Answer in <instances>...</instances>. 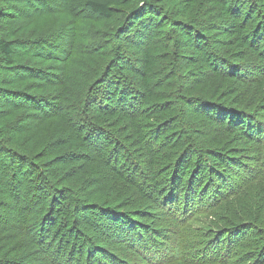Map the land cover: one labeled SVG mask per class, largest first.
I'll return each instance as SVG.
<instances>
[{
  "label": "trees",
  "instance_id": "1",
  "mask_svg": "<svg viewBox=\"0 0 264 264\" xmlns=\"http://www.w3.org/2000/svg\"><path fill=\"white\" fill-rule=\"evenodd\" d=\"M66 2L0 36V264H264V0Z\"/></svg>",
  "mask_w": 264,
  "mask_h": 264
},
{
  "label": "rangeland",
  "instance_id": "2",
  "mask_svg": "<svg viewBox=\"0 0 264 264\" xmlns=\"http://www.w3.org/2000/svg\"><path fill=\"white\" fill-rule=\"evenodd\" d=\"M40 1H42V0H40ZM138 1V0H137ZM15 2V0H0V36H2L3 34L6 36V35H8V32L10 31V30H14V33L15 32H17L18 31V29L16 28V27H18V26H21L22 25V23L21 22H19V21H21L22 19L21 18H19V16H11L10 17V15L11 14H13V12H16V15L18 14V11L16 10V11H13L12 9H10L9 8V6L12 4V3H14ZM41 3V2H40ZM43 3H44V7H43V11H42V13H44L45 15L46 14H48L49 12H50V9H51V5H56L57 7H58V9H59V11H58V13L57 14H55V15H53V16H56V18H59V17H61L62 15H65V14H67L66 13V0H43ZM134 3H136V0H135V2ZM17 7L18 8H20L18 5H17ZM49 16V15H48ZM52 19V16H50V17H48V18H46L45 20H43V21H41V23H45L46 25H49V23L52 21L51 20ZM92 21H94L95 22V24L99 27V25L102 23V21L101 20H97V21H95V20H92ZM104 21H106V20H104ZM112 23H113V21H112ZM64 38V41L66 42V45H64V47H65V50H66V48H67V46H69V36L67 37H63ZM75 45V44H74ZM74 45H72L71 47H73ZM70 47V48H71ZM69 48V49H70ZM19 58H17L16 60H18ZM0 74L2 75V74H5V77H7V78H9V76H8V74L10 75V73H4V72H2V71H0ZM13 77V76H12ZM41 85V84H40ZM42 87V85L40 86V88ZM40 88H38V90L40 89ZM37 90V91H38ZM22 106V105H21ZM10 107V106H9ZM11 113H12V115H14L15 117L16 116H18V115H22L23 113H24V111H23V108H21V107H12V109H11ZM2 161H3V158H1L0 157V168L2 169V170H4V168H3V164H2ZM5 164H7V163H5ZM3 203H5L4 202V200H1L0 199V213L2 214V210H3ZM1 220H3V216H2V218H1ZM0 220V221H1ZM97 223V222H96ZM27 256V255H26ZM60 257H62V256H60ZM33 259V257L32 258H29V257H25L24 258V263H27V262H30L31 260ZM36 257H35V262H34V264H36Z\"/></svg>",
  "mask_w": 264,
  "mask_h": 264
},
{
  "label": "bare ground",
  "instance_id": "3",
  "mask_svg": "<svg viewBox=\"0 0 264 264\" xmlns=\"http://www.w3.org/2000/svg\"><path fill=\"white\" fill-rule=\"evenodd\" d=\"M81 93V92H80ZM70 201V200H69Z\"/></svg>",
  "mask_w": 264,
  "mask_h": 264
}]
</instances>
